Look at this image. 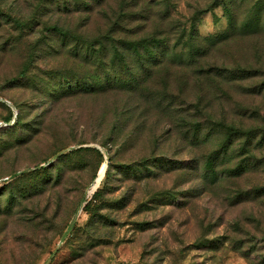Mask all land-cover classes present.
<instances>
[{"label":"rangeland","instance_id":"obj_1","mask_svg":"<svg viewBox=\"0 0 264 264\" xmlns=\"http://www.w3.org/2000/svg\"><path fill=\"white\" fill-rule=\"evenodd\" d=\"M0 264H264V0H0Z\"/></svg>","mask_w":264,"mask_h":264},{"label":"trees","instance_id":"obj_2","mask_svg":"<svg viewBox=\"0 0 264 264\" xmlns=\"http://www.w3.org/2000/svg\"><path fill=\"white\" fill-rule=\"evenodd\" d=\"M51 30H52L53 32H55V33H59V34H61V33L64 32V29H63L62 27H60V26H57V25L53 26V27L51 28ZM127 43H131V44H132V50L134 49L135 52L138 51V45L140 44V42L132 41V42H127ZM87 149H88V150H89V149L92 150V148H87ZM95 151L99 154V156H100V163H102L103 160H104V157H103L102 153H101L98 149H95ZM111 160H112V159L110 158V161H111ZM143 161H144V160H143ZM140 162H142V161H140ZM109 167H110V164L108 165V169H109ZM125 168H126V167H125Z\"/></svg>","mask_w":264,"mask_h":264},{"label":"bare ground","instance_id":"obj_3","mask_svg":"<svg viewBox=\"0 0 264 264\" xmlns=\"http://www.w3.org/2000/svg\"><path fill=\"white\" fill-rule=\"evenodd\" d=\"M104 171H105V164H103L102 167H101L100 175H99V178H98L97 183H99L100 180L102 179V177H103V175H104Z\"/></svg>","mask_w":264,"mask_h":264}]
</instances>
